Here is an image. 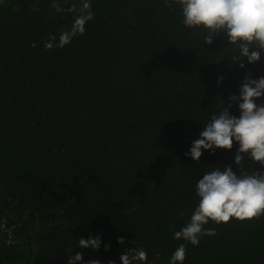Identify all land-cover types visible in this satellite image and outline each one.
<instances>
[{"label":"trees","instance_id":"trees-1","mask_svg":"<svg viewBox=\"0 0 264 264\" xmlns=\"http://www.w3.org/2000/svg\"><path fill=\"white\" fill-rule=\"evenodd\" d=\"M54 2L81 0H0V264H68L78 251L85 264H122L136 247L169 264L180 244L184 264H264V215L209 221L216 235L198 246L174 238L198 206L197 181L238 171V143L200 162L185 153L247 72L264 77V52L240 69L226 34L204 43L166 0H91L85 33L46 50L79 15ZM250 167L261 168L245 157ZM90 234L99 251L80 249Z\"/></svg>","mask_w":264,"mask_h":264},{"label":"clouds","instance_id":"clouds-1","mask_svg":"<svg viewBox=\"0 0 264 264\" xmlns=\"http://www.w3.org/2000/svg\"><path fill=\"white\" fill-rule=\"evenodd\" d=\"M179 5L183 16L182 23L187 28L203 29L206 35L203 42L211 45L216 37L226 34L227 45L235 46L232 59L240 69H245L242 62L247 58L249 64L261 60L264 52V0H166V6ZM57 12L68 11L75 16L69 30L58 37L50 36L45 41L46 50L54 47L63 48L71 43L77 35H83L86 25L93 20L91 0H81L80 5L72 4L64 9L58 2L51 5ZM35 46V45H33ZM218 78V87L226 79ZM223 99L220 111L212 114L200 132L199 138L192 142L186 156L200 162L202 150L215 154L217 149L232 150L238 143L234 157L238 171L229 166H218L205 173L196 183L198 206L191 215L190 221L181 230L174 232L176 240L183 239L193 246L200 244L202 236L216 235L215 229H205L209 221L217 224L229 223L233 218L239 221H250L264 215V77L253 79L247 72L239 87V95ZM259 101V102H258ZM238 105L239 116L232 115L230 110ZM245 157L253 164H259L260 170L254 167L245 169ZM80 249L91 248L99 251L102 244L100 235L79 238ZM118 243H126L124 237H118ZM105 251L110 245H104ZM186 244H180L170 257L169 264H184ZM159 259V253H156ZM122 264H147L148 253L142 247L124 250L120 255ZM68 264H85L83 253L69 255ZM87 264H101L99 260L87 261ZM109 264H115L109 261ZM155 264V261H153Z\"/></svg>","mask_w":264,"mask_h":264}]
</instances>
